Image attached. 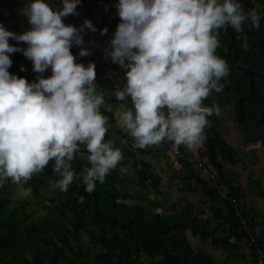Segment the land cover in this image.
Segmentation results:
<instances>
[{
    "label": "clouds",
    "instance_id": "clouds-1",
    "mask_svg": "<svg viewBox=\"0 0 264 264\" xmlns=\"http://www.w3.org/2000/svg\"><path fill=\"white\" fill-rule=\"evenodd\" d=\"M80 3L62 0L58 7L51 0H26L22 11L31 27L21 33L0 22V187L10 178L21 197L31 194L25 185L50 161L61 174L62 191L82 177L92 192L123 158L114 141L105 139L109 116L101 111L106 101L97 89L96 63L77 62L71 50L85 43V28L97 31L88 18L79 27L65 23ZM115 7L120 21L105 56L127 69L126 82L115 91L121 126L138 148L165 140L176 150L201 143L214 112L205 100L230 73L216 51L219 29L242 31L249 19L259 28L264 13L246 11L242 0H117ZM16 51L32 61L40 74L35 80L9 71V54ZM90 53L79 50L81 57ZM48 69L50 75H43ZM129 98L131 106L124 103ZM77 154L90 164L79 173L72 166Z\"/></svg>",
    "mask_w": 264,
    "mask_h": 264
},
{
    "label": "trees",
    "instance_id": "trees-1",
    "mask_svg": "<svg viewBox=\"0 0 264 264\" xmlns=\"http://www.w3.org/2000/svg\"><path fill=\"white\" fill-rule=\"evenodd\" d=\"M104 2L107 11L120 21L115 7L117 0ZM242 4L246 11L258 8L264 13V0H242ZM219 40L216 51L227 60L230 73L222 78V89L217 94L226 99L228 94L233 95L229 101L234 104L235 121L239 125L251 124L257 132L264 133V17L259 28L252 26L250 19L244 22L242 31L230 25L221 27ZM9 42L21 46L13 38ZM9 55L13 60L11 73L30 82L40 75L33 71L32 61L23 52ZM50 72L46 70L43 75ZM96 73L98 91L112 94L118 85L102 70L96 68ZM205 103L213 107L209 97ZM209 120L202 141L205 159L191 162L182 145L179 150L172 147V142L167 141V145L186 172L182 182L192 180L210 204L222 207L211 209L214 224L195 213L193 204L179 197L171 199L162 175L144 161L133 166L137 183L122 177L115 167L102 183L96 182L92 192L86 190L82 177L74 180L67 191L57 186V195L49 199L53 207L42 217H34L28 203L14 199L11 191L14 183L9 179L0 187V264H230L233 261L257 264L255 250L257 246L264 253V231L257 235L249 211L240 208L243 198L240 189L230 186L223 170L226 162H235V152L215 131V112ZM132 143L134 146V139ZM150 146L133 147L125 153L135 160ZM81 150L87 151L83 146ZM72 166L79 173L90 164L77 154ZM203 168L214 170L220 190L234 198L242 217L249 221L247 232L255 235V243L241 227L235 207L221 199ZM61 178L54 169V161H50L27 183L32 192L39 194L51 180L57 182ZM157 194L163 200H171L170 205L165 201L166 205L162 206L155 197ZM190 237L197 239L202 248L191 243ZM211 251L221 258L215 259Z\"/></svg>",
    "mask_w": 264,
    "mask_h": 264
},
{
    "label": "crops",
    "instance_id": "crops-1",
    "mask_svg": "<svg viewBox=\"0 0 264 264\" xmlns=\"http://www.w3.org/2000/svg\"><path fill=\"white\" fill-rule=\"evenodd\" d=\"M51 2L58 7H62V0H51ZM25 4L26 0H0V22L7 29L17 33L29 29L31 25L28 22V17L22 11ZM106 8L104 0H81V3L77 5L78 14H69L63 19L65 23L74 24L77 27L82 25L86 18L92 20L97 31L93 32L85 28L83 30L85 43L83 45H73L71 50L76 55L77 62H83L87 65L90 61H94L96 68L102 70L109 80L119 87H123L126 82L125 73L127 69L118 63H114L110 57L106 58L105 56V49L110 47V41L119 23L117 17L108 12ZM104 27L108 28V32L101 35L100 30ZM92 41L95 43H91ZM18 42L22 47L27 46L26 42ZM81 47L91 49L90 55L79 56ZM47 71L51 70L48 69ZM96 83L97 88H99L97 77ZM115 91L110 95L105 93L106 104L101 108V111L104 110L102 112L109 116L108 132L105 135V139L114 141V146L119 147L123 152V158L116 166L118 172L122 177L125 176L127 177L126 179L129 178V180L137 183L138 178H136L133 170L134 164L141 165V161L151 164L153 169L162 175L163 184L168 186V196L171 199L174 198L175 200V198L178 199L179 197L185 203L193 204L195 213H199L200 217L209 218L211 224H214L211 209H222V207L210 204L204 197L202 190L194 187L195 184L192 180L187 179L186 182L185 180L182 182L184 177L186 179V172L177 163L175 156L168 148L167 140L159 145H151L149 149L146 148L144 155L135 157V160L132 159L130 154L127 155L125 153L126 150L135 147L132 145L134 137L119 122L117 109L122 102L116 99ZM232 96V94H228L227 98L229 97V99L223 98L215 90L209 96L217 116L215 131L235 152V162H226L223 170L229 179L230 186L239 187L243 196L240 208L249 211L250 217L254 220L256 233L259 235L264 231V133L262 131L257 132L251 124L246 126L244 124L239 125L235 121L234 104L229 101ZM124 103L131 106L130 101H124ZM108 105H111V109L108 108ZM182 146L189 161H196L201 157L205 159L203 156L205 150L202 142L194 147H188L183 144ZM186 185L191 188L186 189ZM155 197L163 204L162 195L157 194ZM163 201L166 203L168 200L165 198ZM190 241L196 247L202 248V244L197 239L190 237Z\"/></svg>",
    "mask_w": 264,
    "mask_h": 264
},
{
    "label": "rangeland",
    "instance_id": "rangeland-1",
    "mask_svg": "<svg viewBox=\"0 0 264 264\" xmlns=\"http://www.w3.org/2000/svg\"><path fill=\"white\" fill-rule=\"evenodd\" d=\"M10 179V178H9ZM29 184L27 183L25 187H28ZM57 182L55 180H51L46 187L43 188V190L40 191L39 194L31 192V194L28 197H21L18 194V188L17 185L14 183V186L12 187V193L15 196V200L17 201H23L25 203H28V209L29 211H33L34 217H42L45 214L49 212V210L53 207V204L49 202V199L52 197H55L57 195ZM43 195L44 198H41ZM163 204L166 205L164 201L162 200ZM167 205H170V200L167 201ZM198 241V240H197ZM208 250V249H207ZM209 251V250H208ZM213 254V257L216 259H220L221 256L218 255L217 252L211 251ZM230 264H236L234 261Z\"/></svg>",
    "mask_w": 264,
    "mask_h": 264
},
{
    "label": "built area",
    "instance_id": "built-area-1",
    "mask_svg": "<svg viewBox=\"0 0 264 264\" xmlns=\"http://www.w3.org/2000/svg\"><path fill=\"white\" fill-rule=\"evenodd\" d=\"M202 171L207 176V178L209 179L211 186L217 190L221 199L230 202L235 207V216L237 217V219H238L241 227L243 228V230L246 232L249 231V221H247V219L242 217L239 209L236 207V201L234 200V198L230 194L224 193L222 190H220V188L216 182L217 175L214 172V170H210L208 168H203ZM147 183L149 184L150 182L147 181ZM247 234H248V232H247ZM248 236H249V240L252 243H255V235H253L251 233V234H248ZM255 259L257 261V264H264V253L257 246H256V250H255Z\"/></svg>",
    "mask_w": 264,
    "mask_h": 264
}]
</instances>
